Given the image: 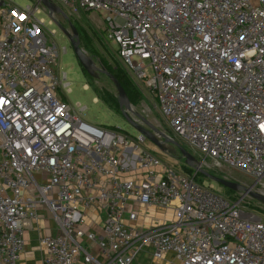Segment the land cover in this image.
Returning a JSON list of instances; mask_svg holds the SVG:
<instances>
[{
	"label": "built area",
	"instance_id": "built-area-1",
	"mask_svg": "<svg viewBox=\"0 0 264 264\" xmlns=\"http://www.w3.org/2000/svg\"><path fill=\"white\" fill-rule=\"evenodd\" d=\"M49 1L97 13L168 129L264 192V0ZM37 9L0 0V264H21L37 205L57 225L42 264H134L146 247L168 264H264V217L57 96L69 82ZM149 207L172 217L139 224Z\"/></svg>",
	"mask_w": 264,
	"mask_h": 264
},
{
	"label": "rangeland",
	"instance_id": "rangeland-1",
	"mask_svg": "<svg viewBox=\"0 0 264 264\" xmlns=\"http://www.w3.org/2000/svg\"><path fill=\"white\" fill-rule=\"evenodd\" d=\"M5 1L20 6L30 4L38 8L36 15L39 19H43L45 25L41 31L45 33L48 44L54 42L59 50L56 64H53L52 67L60 73L65 72L66 81L69 82L70 91L67 92L65 88L60 87L57 96L69 103L84 121L107 129H120L132 136H137L139 132L124 117V113L128 114L137 123L151 130L155 137L161 141L162 148L147 138L140 142V145L155 154L165 165L183 171L185 169L184 158L176 145L166 140V137H169L184 147L195 158L196 162L201 161L203 169L216 176L236 182L243 188L237 191L230 190L203 175L197 176L196 179L199 182L206 185L213 184L226 198L242 201L255 215L264 217V202L250 194V191L264 194V192L249 188L254 179L235 168L226 165L215 166L209 158L203 157L198 149L178 139L168 129L165 119L157 109L152 94L145 90L144 96L140 95L136 99L137 97L127 94L125 90L128 106H119L117 89L113 80L106 74L113 75L114 68L119 69L115 49L106 39L104 23L97 13L83 10L75 11L60 6L63 13L50 14L39 0ZM71 26L77 31L81 49L94 63L93 75L82 68L68 37L60 28H65L72 35ZM79 107H83V110L80 111ZM244 188L248 190H243ZM171 217L172 212L168 211L165 218L171 219ZM152 255V250L146 247L136 256L134 264H168L171 261L170 257H165L168 260L165 261L166 263L163 260L154 261Z\"/></svg>",
	"mask_w": 264,
	"mask_h": 264
},
{
	"label": "water",
	"instance_id": "water-1",
	"mask_svg": "<svg viewBox=\"0 0 264 264\" xmlns=\"http://www.w3.org/2000/svg\"><path fill=\"white\" fill-rule=\"evenodd\" d=\"M48 10V12L50 14L52 13H63L62 9L56 5H54L53 3H51L49 0H39ZM61 30L63 31V33L68 37L69 42L73 48L74 54L77 57V60L79 61L80 65L82 66V68L88 72L90 75L94 74V63L91 60V58L89 56H87L85 54V52L81 49L80 45H79V39H78V34L77 31L75 30V28L73 26H71L72 29V35L63 27H60ZM108 75V77H110L113 82L114 85L117 89L118 92V99H119V106L120 107H127L128 106V100H127V95L125 93V90L123 89V87L121 86V84L118 82L117 79H115V77L110 74V73H106ZM124 117L127 120V122L133 126L140 134H142L145 138L149 139L151 142H153L155 145H157L159 148H162V144L161 141H159L157 139V137H155V135L152 133L151 130L147 129L146 127L142 126L141 124L137 123L134 119H132L128 114L124 113ZM166 140L171 141L172 143H174L176 145V147L178 148V150L180 151L181 155L184 158V164L188 167H191L195 170H197V172H199L201 175L211 179L214 182H217L218 184L230 189V190H239L241 188H243L241 185H239L236 182L227 180L225 178L216 176L208 171H206L205 169L202 168L201 166V161L200 162H196L195 158L184 148L182 147L177 141L173 140L172 138L166 137ZM243 190H248L247 188H244ZM250 194L257 198L258 200L264 202V194L262 193H258L255 191H250ZM259 216H255L253 219L254 220H259Z\"/></svg>",
	"mask_w": 264,
	"mask_h": 264
},
{
	"label": "crops",
	"instance_id": "crops-1",
	"mask_svg": "<svg viewBox=\"0 0 264 264\" xmlns=\"http://www.w3.org/2000/svg\"><path fill=\"white\" fill-rule=\"evenodd\" d=\"M37 218L24 233L25 246L20 256L21 264H42V248L40 238L52 236L57 232V225L49 211L43 205H37ZM139 224H148L155 219H162L167 212L156 208L141 209Z\"/></svg>",
	"mask_w": 264,
	"mask_h": 264
},
{
	"label": "trees",
	"instance_id": "trees-1",
	"mask_svg": "<svg viewBox=\"0 0 264 264\" xmlns=\"http://www.w3.org/2000/svg\"><path fill=\"white\" fill-rule=\"evenodd\" d=\"M116 61H117V64L119 66V69L114 68L113 76L115 77V79L118 80V82L121 84L123 89L126 90L127 94L134 96V97H137L136 99H138L140 97V95H143V94L138 90L136 85L133 83V81L127 75V73L122 68V66L120 65V63L118 62L117 59H116ZM174 139H176V137H174ZM184 168H185L184 171L187 173H193V171H194L193 168L188 167L186 165H184ZM198 175H201V174L199 172H197L195 174V177L197 178Z\"/></svg>",
	"mask_w": 264,
	"mask_h": 264
},
{
	"label": "snow or ice",
	"instance_id": "snow-or-ice-1",
	"mask_svg": "<svg viewBox=\"0 0 264 264\" xmlns=\"http://www.w3.org/2000/svg\"><path fill=\"white\" fill-rule=\"evenodd\" d=\"M262 127H264V126H262Z\"/></svg>",
	"mask_w": 264,
	"mask_h": 264
},
{
	"label": "bare ground",
	"instance_id": "bare-ground-1",
	"mask_svg": "<svg viewBox=\"0 0 264 264\" xmlns=\"http://www.w3.org/2000/svg\"><path fill=\"white\" fill-rule=\"evenodd\" d=\"M86 89V88H85Z\"/></svg>",
	"mask_w": 264,
	"mask_h": 264
}]
</instances>
